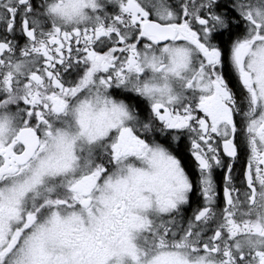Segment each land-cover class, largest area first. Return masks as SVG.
Listing matches in <instances>:
<instances>
[{
	"label": "snow or ice",
	"instance_id": "1",
	"mask_svg": "<svg viewBox=\"0 0 264 264\" xmlns=\"http://www.w3.org/2000/svg\"><path fill=\"white\" fill-rule=\"evenodd\" d=\"M0 264H264V0H0Z\"/></svg>",
	"mask_w": 264,
	"mask_h": 264
}]
</instances>
